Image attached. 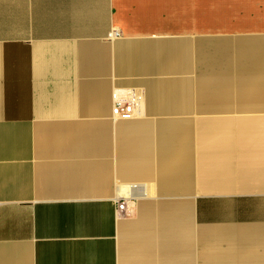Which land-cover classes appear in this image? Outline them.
I'll use <instances>...</instances> for the list:
<instances>
[{
  "label": "crops",
  "instance_id": "obj_1",
  "mask_svg": "<svg viewBox=\"0 0 264 264\" xmlns=\"http://www.w3.org/2000/svg\"><path fill=\"white\" fill-rule=\"evenodd\" d=\"M0 264H264V0H0Z\"/></svg>",
  "mask_w": 264,
  "mask_h": 264
},
{
  "label": "built area",
  "instance_id": "obj_2",
  "mask_svg": "<svg viewBox=\"0 0 264 264\" xmlns=\"http://www.w3.org/2000/svg\"><path fill=\"white\" fill-rule=\"evenodd\" d=\"M139 105V100L137 97H131L128 100L123 98H117L114 102L112 108V114L117 118H131L134 116L137 107ZM127 197L119 199L117 202V215L124 216L127 211Z\"/></svg>",
  "mask_w": 264,
  "mask_h": 264
}]
</instances>
